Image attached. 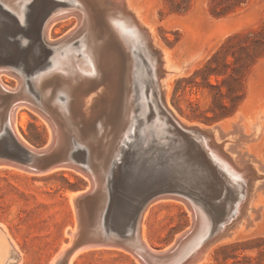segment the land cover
Wrapping results in <instances>:
<instances>
[{
	"label": "water",
	"instance_id": "95a60500",
	"mask_svg": "<svg viewBox=\"0 0 264 264\" xmlns=\"http://www.w3.org/2000/svg\"><path fill=\"white\" fill-rule=\"evenodd\" d=\"M37 1L28 3L21 22L0 0V74L18 80L14 89L0 81V164L17 166L34 175L69 169L88 179L84 193L74 198L77 226L67 258L77 249L93 247L126 250L142 264H197L246 213L249 191L247 194L244 184L237 185L242 180L233 183L214 156L215 151H220L234 168L232 157L224 149L228 137L221 136L219 127L187 126L176 115L162 85V53L154 48L146 29L127 13L123 0H43V12L36 21L39 32L32 35L35 21L30 7ZM62 9L77 17L78 25L62 39L49 42L47 27L53 15ZM110 18L125 22L135 29L134 33H119ZM78 37L74 45L88 39L97 57L112 54L116 60H122L118 113L112 111L109 102L90 119L82 107L76 112L70 87L62 83L63 73L52 72L44 77V82L49 88L62 91L60 101L65 106L42 103L36 89L39 75L48 70L55 48ZM41 47L49 55L43 60L38 55ZM106 77L105 68L98 67L96 73L80 78L77 84L96 88L107 85ZM142 89L147 103L145 115L138 110L128 114V98ZM20 106L34 110L48 124L52 135L43 146L30 147L12 129V113ZM158 118L163 130L160 135L154 128ZM138 132L166 138L167 147L146 150L132 146ZM217 132L222 138L220 143L216 140ZM240 172L241 179L248 180V190L252 181L261 176L253 160ZM229 194L233 195L232 202L224 215L217 217L216 207ZM170 198L179 199L192 211V225L168 248H147L140 238L144 213L156 201ZM202 213L208 220L209 231L199 243L195 240Z\"/></svg>",
	"mask_w": 264,
	"mask_h": 264
},
{
	"label": "rangeland",
	"instance_id": "374dc122",
	"mask_svg": "<svg viewBox=\"0 0 264 264\" xmlns=\"http://www.w3.org/2000/svg\"><path fill=\"white\" fill-rule=\"evenodd\" d=\"M184 1L189 9L174 12L171 10V0H131V5L139 10L143 23H147H144L145 27H153L158 44L154 48L159 51L163 48L170 53L176 64L186 65L185 73L173 80L169 104L188 126L201 125L208 128L228 122L227 129L220 127L221 136H231L234 143H227L230 146L225 152L230 157L231 154L235 155L232 161L239 169L245 168L253 160L261 175L249 187V201L244 210L246 213L206 251L207 259L204 258L201 263L264 264V55L245 72V100L234 115L224 119H217L212 111L215 105L212 90L205 86L201 77H194L195 72L207 63L229 37L264 27V0ZM42 12L43 6L30 12L35 21L31 29L32 35L39 32L36 21L40 19ZM77 23V17L71 16L70 20L56 24L51 30L53 40L65 37L76 28ZM128 29L133 32L132 28ZM78 39L80 38L71 39L70 42L76 44ZM38 52L41 60L48 55L42 47ZM28 55L29 53L25 55L26 59ZM2 75L7 87H18L15 77ZM210 82L215 84L216 78L212 77ZM106 86L91 89L88 99L91 101L88 103L81 104L75 100L76 112L82 107V112L90 119L104 104L110 103L105 94H98L100 97L96 95L99 90H105ZM92 96H96L98 100L94 98V101ZM244 107V114L247 113L248 117L242 113L238 121H233ZM22 114H25L26 123L18 127L20 134L33 146L46 144L51 134L46 121L28 107L21 108L20 117ZM258 126L260 132L253 139L252 135ZM133 141L132 146L146 150L167 147L166 138L141 132H138ZM246 182L247 179L243 184L247 193ZM88 183V179L69 169L34 175L11 167H0V225H4L0 226V237L4 231L16 244L19 255L21 254L18 255L19 264H67L66 254L75 239V235L70 237L71 234L68 235L67 232L76 230L77 226V213L70 194L82 192ZM253 183L258 185L252 189ZM231 197L233 195L229 194L226 201L216 207L217 217L227 211L228 203L232 202ZM190 211L185 203L174 198L161 199L152 204L145 220L148 245L155 250H164L172 245L191 227L193 217ZM68 243L69 247L62 256V248ZM13 253V249L9 250L2 264L13 262ZM72 264L142 263L126 250L98 248L83 251Z\"/></svg>",
	"mask_w": 264,
	"mask_h": 264
},
{
	"label": "bare ground",
	"instance_id": "6f19581e",
	"mask_svg": "<svg viewBox=\"0 0 264 264\" xmlns=\"http://www.w3.org/2000/svg\"><path fill=\"white\" fill-rule=\"evenodd\" d=\"M1 1L5 5H7V7L9 9H11L13 12H15V14L18 17V19L21 22H24L26 11L29 8L28 7V3L31 0H1ZM123 2L125 3L127 13L131 14L134 17V19L137 21V23L142 28L146 29V31H147V33H148V35H149L154 47L156 48L158 46V44L156 43V37H155V33H154V30H153V27H150L149 25H148V27H145V25L147 23L144 22L145 23V25H144V23H143V21L141 19V15H139V10L135 9L131 5V0H123ZM43 4H44L43 0H38L30 8H32V9L39 8ZM65 13H66L65 10H63V9L59 10L51 18L52 20L49 22V25L47 27V33H46V40L47 41L55 42V40H53V38L51 36V30L56 24H58L60 22L67 21V20H70L72 15H67ZM77 20L79 21L78 18H77ZM109 22L111 23L112 27H114V29H117L118 31H120L119 33H121V34L131 33V31L129 32V29H128L130 27L125 22H123L121 20L113 19V18H110ZM73 30H71L68 34L72 33ZM132 31H133L132 33H134L135 29L132 28ZM134 35H136V34H134ZM131 39H133V38H131ZM138 41H139V39H137L135 41V44ZM160 52L162 53V56H163V69L165 71V77L162 79V85H163V88H164L165 93H166L167 101L169 103V98H170V93H171V90H172L171 88H172L173 80L176 79L178 76H180V75L185 73L186 65H185V63L181 64V65L180 64H176L172 60V58L170 56V53L165 51L163 48L161 49ZM117 59L118 60H116L115 56L112 55V54H107V55L103 54L100 57H97L96 55H94L92 50H91V45H90V42L88 41V39L82 40L78 46H76L73 43H71L70 40L64 41V43H62L59 47L55 48L53 53L51 54L50 62H49V65H48L49 66L48 70L45 73H42L41 75H39V77L37 79V86H36L37 88L36 89H37V92L39 93V97L42 100V103L45 104V103L54 102V103H58L61 108H63L65 106V103H62L60 101V95L62 94V91L60 89L49 88L48 85H46V82H44V79H45L44 77L49 76L50 73H52V72L53 73H63V74H65L64 75L65 78L62 79L63 80L62 83L64 85H66V84L69 85L70 88L69 87L68 88H69V92H71L70 95H72V97L77 101V103H78V101H80L81 104H84L83 102L88 103V101H91V100H88L89 97H90L89 93L92 91L91 89L95 90V88H93V87L90 88L89 86H81L80 84L78 86L77 81H79L80 78H83L84 76L92 75V74L96 73V70H97L98 67H103L106 70V76H107L106 78L108 80V83H107V86H106L105 90L104 89L99 90L98 93H96V95L99 96L100 94H105L107 96L108 100L110 101L111 105H112L111 106L112 107V111L114 113H118L120 111V109H121V102L118 100V96H117L118 95V80H119L120 76L122 75L123 66H122V60L120 58H117ZM2 76L3 75L0 74V81L5 86ZM98 86H100V85H98ZM98 86H96V87H98ZM92 98H93V96H92ZM94 98L98 100V98H96V96ZM94 98H93V100L95 101ZM93 100H92V102H94ZM101 100H102V98H101ZM130 100H132L131 103H130ZM91 103H89V104H91ZM96 103H97V101H96ZM89 104L87 105L88 107L90 106ZM92 104H94V103H92ZM21 108H22V106L18 107L12 113V118H11L12 129L14 130L15 134L17 135V137L21 141L25 142L27 145H29L30 147L34 148V146L31 143H29L19 132V128L18 127L19 126H24L25 123H26L25 114L24 115L22 114L21 117L19 115ZM146 108H147V103H146V95L144 93V90L143 89L140 90V91L138 90L136 92V94H135V92L131 93L130 97L128 98V107H127L126 112L128 114H130V113H134L136 110H138L140 112V114L145 115ZM245 108L246 107L241 109L239 114L236 115L237 118L235 120H233L235 117L232 118V120L233 121H238L239 120L238 118L240 117L239 115H241L242 113L244 114ZM88 110L89 109H87V111ZM246 112H247V110H246ZM248 113L250 114V112H248ZM244 115H246V117H248L247 113L244 114ZM251 115H253V114L251 113ZM180 120H182V119H180ZM230 123H232V122H230ZM185 125H186V123H185ZM227 125H228V122L225 121V122H222L221 124L216 125L215 127H219L220 128V127L224 126L225 129H227ZM255 125H258V123L255 124ZM199 126H201V125H199ZM154 128H155V130H157L158 135H160V133L163 131L159 118L156 120V124L154 125ZM49 131L51 133V130H49ZM259 132L260 131H259V126H258L257 130H255V133H253V135H252L253 139H254V137H258ZM163 133H162V135H163ZM51 135H52V133H51ZM215 135H216L217 142H219V143L222 142V141H220L219 133L217 132ZM227 137H228L227 138L228 140L224 144V149H227L230 146V145H227V143H234L233 142L234 138H231V136H227ZM247 139H249V138H247ZM250 140H251V138H250ZM215 152H216L215 153L216 155H214V156L217 159H219V161L223 165V168L228 172V175L231 178L230 180H232L233 183H237V180H242L243 182L246 181V179H241L242 173L240 172V169L238 170V168L235 165H233V163H232V165L234 166V168L231 167L230 164L222 156L220 151H215ZM217 153H219L220 155L217 154ZM231 155H232V158L235 159V155L234 154H231ZM0 167H11V168L22 170V169H20L17 166L7 165V164H0ZM255 168H256V170L258 172V169H257L258 167L255 166ZM55 171H57V170H53L51 172H55ZM51 172H49V173H51ZM243 182L239 183L237 185L238 186H242ZM247 183L248 182H246V184ZM257 185L258 184L254 183L253 187L255 188ZM253 187H252V189H253ZM248 191H250V190H248ZM248 191H247V194H248ZM82 193H84V192L70 194V200L74 202V198L77 197L78 195L82 194ZM158 202H159V200H158ZM153 204H155V203H153ZM240 207H241V210H242L243 206L240 205ZM150 208H151V206L148 207V209L144 213L142 224H141L140 238H141L142 243L147 248L152 249L148 245L147 234H146V224H145V220L147 218V215L149 213ZM239 210H240V208H239ZM241 210L239 212H241ZM248 210H251V209L248 207ZM190 213H191V211H190ZM200 219H201L200 220V227L201 228H200V231H199V233H198V235L196 237V240H195V241H197L199 243L202 242V240L205 237V234L209 231V227H208L209 223H208V220H207L206 216L203 213L201 214V218ZM0 226H2V224ZM4 228L1 229V230H4ZM68 230H70V229H68ZM5 231H6V229H5ZM75 231H76L75 229H71L70 231L67 232V234L68 235L71 234L70 237L71 236L73 237L75 235V233H76ZM8 236L9 235L6 232H4V231L1 232V237H0L1 238L0 239V262L2 264V261L7 257L8 253H9V250L13 249V251L15 253L12 254L13 262H11L10 264H19L20 263V261H19L20 257H18V255H19L20 252H19L18 247L16 246V244ZM70 240H71V238H70ZM64 247L65 248H62L63 251L61 250L62 251V256L65 254L66 248L69 247V243H68V245H66ZM90 249H98V248L83 247V248L77 249L67 259V264H72L73 260L76 257H78V255H80L83 251L90 250ZM61 251L59 253V256L61 254ZM206 254L207 253L204 254V256L200 259V261L198 263L202 264L201 262H203V259L206 257ZM205 259H207V258H205ZM10 260H11V258H10ZM55 260H56V258H55ZM4 264H9V263H4Z\"/></svg>",
	"mask_w": 264,
	"mask_h": 264
},
{
	"label": "trees",
	"instance_id": "16d2710c",
	"mask_svg": "<svg viewBox=\"0 0 264 264\" xmlns=\"http://www.w3.org/2000/svg\"><path fill=\"white\" fill-rule=\"evenodd\" d=\"M172 11L182 12L189 9L184 0H171ZM264 55V27L229 37L194 77H201L205 86L212 90L217 119L235 114L245 100V72ZM212 77L216 83L210 82ZM221 78L220 80L218 78ZM179 88H177L178 91Z\"/></svg>",
	"mask_w": 264,
	"mask_h": 264
}]
</instances>
